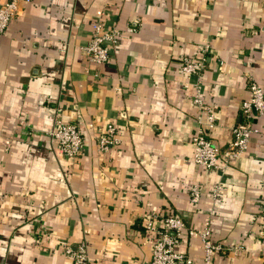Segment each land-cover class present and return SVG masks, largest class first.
Wrapping results in <instances>:
<instances>
[{"label":"crops","instance_id":"obj_1","mask_svg":"<svg viewBox=\"0 0 264 264\" xmlns=\"http://www.w3.org/2000/svg\"><path fill=\"white\" fill-rule=\"evenodd\" d=\"M98 18L122 29L104 63L85 50ZM186 55H205L200 75ZM254 79L264 87V0L21 1L0 34V264H71L65 241L86 242L92 264H149L152 213L208 221L226 247L213 264H264L263 133L227 168L198 164L192 143L198 89L224 147ZM59 118L84 134L75 157L51 136ZM109 121L119 142L103 151L91 123ZM178 248L200 262L199 235Z\"/></svg>","mask_w":264,"mask_h":264},{"label":"built area","instance_id":"obj_2","mask_svg":"<svg viewBox=\"0 0 264 264\" xmlns=\"http://www.w3.org/2000/svg\"><path fill=\"white\" fill-rule=\"evenodd\" d=\"M21 1L23 0H6L0 4V34L6 32L11 20L19 12ZM134 29L132 26L127 28L131 31ZM121 34L122 29L117 24L102 18L96 19L92 25L91 37L85 46L88 58L99 63L109 61L111 50L117 45ZM206 49L207 45L202 50ZM205 66V55H186L183 57L181 68L187 77L191 78L193 75H200ZM193 100L200 109L197 126L192 135L194 160L200 165L208 168H227L233 158L240 156L248 148L254 133L261 132L264 135V130L259 129L254 122L255 116L264 115V87L256 79L251 80L250 96L244 99L241 105L243 119L233 126L232 139L224 147L208 135V130L217 124L213 105L205 102L199 89ZM91 126L96 129L97 143L101 150L107 151L119 142L114 122L109 121L105 125L92 122ZM50 133L58 149L67 156H77L84 147L85 137L77 122L59 118ZM201 193L202 189L197 183L191 186L192 201H199ZM156 216L157 214L152 213L146 222L147 227L155 232L149 264H195L192 255L178 248L185 231L202 238L203 255L198 264H213L216 253L226 248L224 244L213 239L208 221L203 229H195L187 226L181 214H166L160 223ZM63 247L71 256V264H92L86 242L81 241L74 246L65 241Z\"/></svg>","mask_w":264,"mask_h":264}]
</instances>
